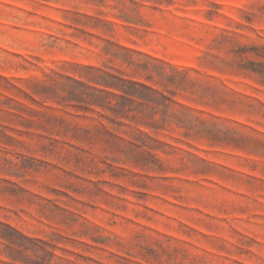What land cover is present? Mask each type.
Masks as SVG:
<instances>
[{"label":"rangeland","instance_id":"rangeland-1","mask_svg":"<svg viewBox=\"0 0 264 264\" xmlns=\"http://www.w3.org/2000/svg\"><path fill=\"white\" fill-rule=\"evenodd\" d=\"M0 264H264V0H0Z\"/></svg>","mask_w":264,"mask_h":264},{"label":"trees","instance_id":"trees-1","mask_svg":"<svg viewBox=\"0 0 264 264\" xmlns=\"http://www.w3.org/2000/svg\"><path fill=\"white\" fill-rule=\"evenodd\" d=\"M90 79L91 81H98L96 78ZM98 83L103 87V90H98L95 87H88L91 91L87 96L75 94L76 92H70V95L75 97V99L82 100L91 109L100 107L117 116L128 117V114L131 113L133 109L131 106L127 108V102L131 105L136 99H139L150 103L155 100L153 98L155 97L154 94H157L152 88L132 79H126L121 74L116 75L104 72V75ZM78 84L80 85L81 83ZM98 92H100V94ZM144 92H147V96H144ZM114 100L118 101L114 103Z\"/></svg>","mask_w":264,"mask_h":264}]
</instances>
